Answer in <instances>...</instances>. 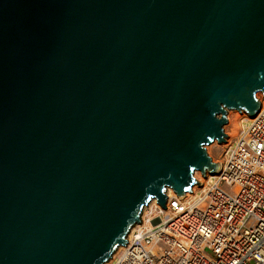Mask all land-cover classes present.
Wrapping results in <instances>:
<instances>
[{
    "label": "water",
    "instance_id": "obj_1",
    "mask_svg": "<svg viewBox=\"0 0 264 264\" xmlns=\"http://www.w3.org/2000/svg\"><path fill=\"white\" fill-rule=\"evenodd\" d=\"M257 92L264 0H0V264H104Z\"/></svg>",
    "mask_w": 264,
    "mask_h": 264
},
{
    "label": "built area",
    "instance_id": "obj_2",
    "mask_svg": "<svg viewBox=\"0 0 264 264\" xmlns=\"http://www.w3.org/2000/svg\"><path fill=\"white\" fill-rule=\"evenodd\" d=\"M227 134L219 169L148 202L106 264H264V98ZM223 185L231 186L227 193Z\"/></svg>",
    "mask_w": 264,
    "mask_h": 264
},
{
    "label": "rangeland",
    "instance_id": "obj_3",
    "mask_svg": "<svg viewBox=\"0 0 264 264\" xmlns=\"http://www.w3.org/2000/svg\"><path fill=\"white\" fill-rule=\"evenodd\" d=\"M259 97H260V99L264 98V96H262L261 93H259ZM240 117H241V111L239 112L237 110H229L227 112V123L223 126L225 135L235 134L236 129H237L238 124H239ZM224 147H225L224 142L223 143H217L216 141H214L213 143L206 146L207 154H208V156H210V158L213 162H217L218 160L221 159V156H222L223 151H224ZM200 174H201L200 172L196 171V172H194V177L200 178ZM222 189L224 191H226L227 193L232 192L231 186L223 185Z\"/></svg>",
    "mask_w": 264,
    "mask_h": 264
},
{
    "label": "bare ground",
    "instance_id": "obj_4",
    "mask_svg": "<svg viewBox=\"0 0 264 264\" xmlns=\"http://www.w3.org/2000/svg\"><path fill=\"white\" fill-rule=\"evenodd\" d=\"M259 93H261V92H257V93H256V97H257L258 101L261 100L260 97H259ZM261 94H262V93H261ZM214 163H216V162H214ZM195 179H197V178H195ZM167 190L172 191V189H167ZM181 196H183V195H181ZM151 201H154V199L150 200L149 202H151ZM142 210H143V208H142ZM135 225H136V224H135ZM135 225H133L132 227H130L128 233L132 230V228H133ZM128 233L126 234V236L128 235ZM125 238H126V237H125ZM119 247H120V246H118L114 252H116V251L118 250ZM108 261H109V260H107L106 262H108ZM106 262H105L104 264H106Z\"/></svg>",
    "mask_w": 264,
    "mask_h": 264
}]
</instances>
